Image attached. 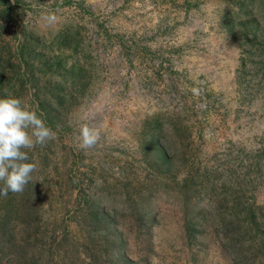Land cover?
Listing matches in <instances>:
<instances>
[{
  "label": "rangeland",
  "instance_id": "374dc122",
  "mask_svg": "<svg viewBox=\"0 0 264 264\" xmlns=\"http://www.w3.org/2000/svg\"><path fill=\"white\" fill-rule=\"evenodd\" d=\"M6 96L53 263L264 264V0H0Z\"/></svg>",
  "mask_w": 264,
  "mask_h": 264
},
{
  "label": "clouds",
  "instance_id": "9594fccd",
  "mask_svg": "<svg viewBox=\"0 0 264 264\" xmlns=\"http://www.w3.org/2000/svg\"><path fill=\"white\" fill-rule=\"evenodd\" d=\"M192 91L198 94V90ZM56 133L46 126L36 112L20 98H0V195L21 193L31 181L36 169L29 161L28 152L37 145H44L55 138ZM99 139L95 128L83 124L79 129L81 146L90 148ZM46 205V204H45Z\"/></svg>",
  "mask_w": 264,
  "mask_h": 264
},
{
  "label": "trees",
  "instance_id": "16d2710c",
  "mask_svg": "<svg viewBox=\"0 0 264 264\" xmlns=\"http://www.w3.org/2000/svg\"><path fill=\"white\" fill-rule=\"evenodd\" d=\"M8 205H14V201L2 204V208ZM18 211L15 207L2 209L0 213V264H57L53 263L51 252L44 249L48 241L54 239V234L41 229L36 208L20 214ZM97 216L94 217L95 222L99 221Z\"/></svg>",
  "mask_w": 264,
  "mask_h": 264
}]
</instances>
